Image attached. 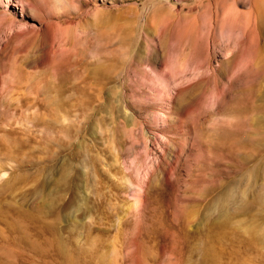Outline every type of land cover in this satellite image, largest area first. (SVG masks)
I'll list each match as a JSON object with an SVG mask.
<instances>
[{"label": "rangeland", "instance_id": "obj_1", "mask_svg": "<svg viewBox=\"0 0 264 264\" xmlns=\"http://www.w3.org/2000/svg\"><path fill=\"white\" fill-rule=\"evenodd\" d=\"M263 196L264 0H0V264H264Z\"/></svg>", "mask_w": 264, "mask_h": 264}, {"label": "bare ground", "instance_id": "obj_2", "mask_svg": "<svg viewBox=\"0 0 264 264\" xmlns=\"http://www.w3.org/2000/svg\"><path fill=\"white\" fill-rule=\"evenodd\" d=\"M264 197V196H263ZM223 198V197H222ZM140 199H141V195L139 194L138 196H137V201H136V203L137 202H139L140 201ZM56 243H58V241L56 240ZM59 244V243H58Z\"/></svg>", "mask_w": 264, "mask_h": 264}]
</instances>
